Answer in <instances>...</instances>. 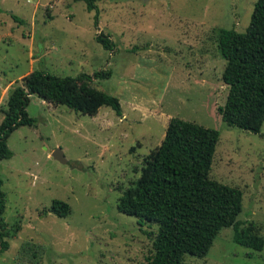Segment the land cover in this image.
Instances as JSON below:
<instances>
[{"label": "rangeland", "instance_id": "obj_1", "mask_svg": "<svg viewBox=\"0 0 264 264\" xmlns=\"http://www.w3.org/2000/svg\"><path fill=\"white\" fill-rule=\"evenodd\" d=\"M255 1L97 0L95 25L96 11L83 0H0V123L9 92L33 70H110L91 85L122 109L119 116L101 106L90 116L30 95L34 123L11 132L12 156L0 160L12 234L0 264H142L152 252L147 231L156 226H140L117 203L172 117L219 131L209 176L240 188L237 220L264 238V137L228 126L217 111L227 96L217 31L244 32ZM99 32L111 50L96 41ZM57 148L66 163L52 157ZM54 199L70 205L67 216L49 211ZM233 232L223 227L205 256L185 254L184 264H264V246H242ZM30 242L38 253L31 244L22 251ZM28 254L36 258L25 263Z\"/></svg>", "mask_w": 264, "mask_h": 264}, {"label": "trees", "instance_id": "obj_2", "mask_svg": "<svg viewBox=\"0 0 264 264\" xmlns=\"http://www.w3.org/2000/svg\"><path fill=\"white\" fill-rule=\"evenodd\" d=\"M88 11L95 10L97 0H83ZM13 19L21 21L12 14ZM96 41L111 50L113 42L102 32ZM217 47L225 66L221 75L227 87L223 105L217 108L228 126L260 134L264 123V0H256L244 32L233 28L217 31ZM110 70L93 75L57 76L33 70L8 94L0 123V160L12 156L7 138L16 128L32 125L26 111L31 94L52 105L90 116L101 106H109L119 116V99L91 85L93 78L109 77ZM219 131L177 117L169 119L162 142L145 157L139 178L120 196V212L135 216L140 226H156L147 231L152 237V252L142 264H184L185 254L205 256L223 227L233 228V240L245 247L262 250L264 238L241 228L238 214L242 209V191L210 178L209 172ZM0 177V253L8 249L11 236L4 219L5 192ZM49 211L59 217L70 213V205L54 199ZM22 246V251L40 245ZM40 249L34 250L38 253ZM29 252V251H27ZM25 254V253H24ZM23 257V254H22ZM28 254L26 262L31 260ZM36 258V257H32Z\"/></svg>", "mask_w": 264, "mask_h": 264}, {"label": "water", "instance_id": "obj_3", "mask_svg": "<svg viewBox=\"0 0 264 264\" xmlns=\"http://www.w3.org/2000/svg\"><path fill=\"white\" fill-rule=\"evenodd\" d=\"M52 157L61 163H66V159L61 149L57 148L52 152Z\"/></svg>", "mask_w": 264, "mask_h": 264}]
</instances>
